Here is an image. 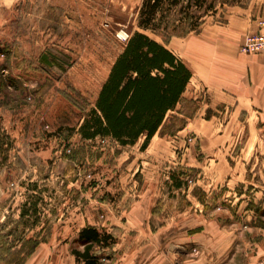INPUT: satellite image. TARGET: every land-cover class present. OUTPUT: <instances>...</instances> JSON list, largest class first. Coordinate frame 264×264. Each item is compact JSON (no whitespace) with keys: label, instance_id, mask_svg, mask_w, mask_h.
<instances>
[{"label":"rangeland","instance_id":"374dc122","mask_svg":"<svg viewBox=\"0 0 264 264\" xmlns=\"http://www.w3.org/2000/svg\"><path fill=\"white\" fill-rule=\"evenodd\" d=\"M141 4L23 0L1 12L0 264H78L72 251L83 249L78 237L86 227L113 236L112 247L94 250L102 264L194 257L188 237L201 234L215 218L241 227L242 253L254 248L255 229L243 223L246 203L254 202L252 190L264 187V130L253 128L254 119L244 128L242 117L220 107L194 119L198 105L187 88L145 150L144 138L123 147L78 133L126 43L120 34L138 30ZM234 8L207 18L197 33L171 38L170 48L204 43L210 27H224L241 13L264 18V0H244V9ZM259 33L264 34L247 37ZM211 114L217 118L213 125L231 119L222 140L212 138L211 123L206 126ZM185 123L192 125L178 131ZM227 158L237 164L232 171L222 164ZM228 172L234 179L227 184ZM172 175L184 181L181 190ZM226 189L232 194H223ZM31 196L39 198L38 227L20 241V214Z\"/></svg>","mask_w":264,"mask_h":264},{"label":"trees","instance_id":"16d2710c","mask_svg":"<svg viewBox=\"0 0 264 264\" xmlns=\"http://www.w3.org/2000/svg\"><path fill=\"white\" fill-rule=\"evenodd\" d=\"M243 4L244 0H142L138 30L129 35L115 58L94 107L78 129L81 138H109L123 147L134 146L144 138L145 150L166 127L168 114L182 103L192 79L190 69L168 48L170 39L197 33L207 18ZM180 114L184 115L182 111ZM185 127L186 123L178 131ZM172 180L176 189L184 187L183 180L174 175ZM38 201L31 196L22 206L20 241L27 231L38 227ZM78 240L83 249L72 251L78 264H102L94 250L107 249L115 243L111 234L94 227L82 229Z\"/></svg>","mask_w":264,"mask_h":264},{"label":"crops","instance_id":"0c3cea01","mask_svg":"<svg viewBox=\"0 0 264 264\" xmlns=\"http://www.w3.org/2000/svg\"><path fill=\"white\" fill-rule=\"evenodd\" d=\"M21 1L23 0H0V15L1 12ZM257 32H264V18L241 13L237 21L234 19L224 27L216 25L210 27L204 35V43L190 41L189 46L181 48L177 45L178 47L173 51L170 48V42L168 48L192 72V79L187 88L192 89V96L198 105L194 119L199 112L208 114L210 109L220 107L230 117H242L244 128H247L252 118L254 119L253 128L264 130V53L246 54L242 51L247 35ZM180 40H186V38ZM216 119L211 114V119L206 120V126L208 127L211 123L210 133L213 129L215 131L212 138L222 140L232 128V122L231 119H227L223 124L213 125ZM191 125L187 123L182 132ZM225 146L226 144L223 145ZM230 162L234 160L227 158L222 161V164L229 165L232 171L237 164L231 166ZM262 166L261 180L264 185V164ZM232 179L234 174L228 172L227 184ZM252 191H255L254 202L246 203L243 219L244 225L247 221L252 224V226L245 225L247 228L255 229V235L250 237L254 240L252 242L254 248L251 251L243 253L240 251L245 244L241 227L225 221L226 219L215 218L216 220L206 221L201 234L188 237L190 247H194L197 255H193L194 257L189 254L186 257L183 255L184 258L180 259L179 254L167 257L168 254L165 255L167 259H162L163 262L165 261L164 264H264V187ZM223 194L231 195L232 193L226 189ZM238 195L243 197L245 193L240 192ZM255 237L258 239L255 240ZM159 261L158 264L163 263ZM132 264H137V260Z\"/></svg>","mask_w":264,"mask_h":264},{"label":"built area","instance_id":"2783aa9c","mask_svg":"<svg viewBox=\"0 0 264 264\" xmlns=\"http://www.w3.org/2000/svg\"><path fill=\"white\" fill-rule=\"evenodd\" d=\"M127 39L124 38L125 41ZM242 51L246 54L264 52V34L259 33L248 36L242 47Z\"/></svg>","mask_w":264,"mask_h":264},{"label":"bare ground","instance_id":"6f19581e","mask_svg":"<svg viewBox=\"0 0 264 264\" xmlns=\"http://www.w3.org/2000/svg\"><path fill=\"white\" fill-rule=\"evenodd\" d=\"M120 35H121V36H123L125 39H127V38H128V35H127V34H125L124 32H122Z\"/></svg>","mask_w":264,"mask_h":264}]
</instances>
